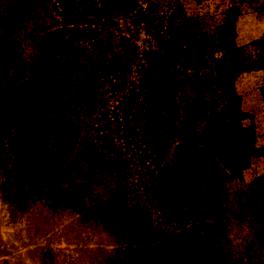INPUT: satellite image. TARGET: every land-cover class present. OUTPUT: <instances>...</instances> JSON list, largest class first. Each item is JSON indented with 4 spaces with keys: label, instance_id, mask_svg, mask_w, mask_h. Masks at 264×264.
Listing matches in <instances>:
<instances>
[{
    "label": "rangeland",
    "instance_id": "374dc122",
    "mask_svg": "<svg viewBox=\"0 0 264 264\" xmlns=\"http://www.w3.org/2000/svg\"><path fill=\"white\" fill-rule=\"evenodd\" d=\"M34 1L0 0V47H13L26 61L40 55ZM180 2L192 15L195 31L204 33L202 53L211 65L204 70L211 79L196 82L190 97L201 95L208 101L215 97L212 108L218 113L221 86L212 85L214 80L232 83L241 96L242 119L226 137L241 154L224 160L221 170L231 224L225 232L230 244L224 247L233 252L231 259L239 255L234 264H264V0ZM165 3L155 14L159 25L161 21L165 25ZM132 19L121 20L122 30H138V43L146 49L142 30L146 21ZM59 50L74 63L85 90L98 93L97 63L90 46L70 41ZM11 59L0 49V264H208L206 236L197 233L206 221L192 212L189 196L175 199L171 207L164 194L154 196L159 191L142 198L139 209L145 214L140 221L150 233L146 244L126 243L106 224L103 202L121 208L115 171L100 150L111 127L110 94L104 96L103 107L76 106L78 118L68 131L54 129L50 134L45 114L21 125L17 90L27 73H15ZM194 65L187 64L184 72L194 73ZM100 109L104 115L98 116ZM207 125L197 121L195 127L204 132ZM45 147L52 151L54 167L30 172L29 162Z\"/></svg>",
    "mask_w": 264,
    "mask_h": 264
},
{
    "label": "trees",
    "instance_id": "16d2710c",
    "mask_svg": "<svg viewBox=\"0 0 264 264\" xmlns=\"http://www.w3.org/2000/svg\"><path fill=\"white\" fill-rule=\"evenodd\" d=\"M163 2L35 0V31L41 34L39 57L26 61L13 47H0L12 57L15 73H27L17 90L18 120L21 125L33 123L45 114L50 134L54 129L68 131L78 118L76 106L103 107L104 96L110 94L114 103L107 124L111 127L100 150L115 171L121 208L103 202L101 215L108 227L126 243L146 244L150 233L140 221L145 214L139 209L142 198L159 191L154 196L164 194L171 207L175 199L189 196L192 212L206 221L197 228L207 239L206 262L234 264L239 255L231 259L233 252L224 247L230 244L225 232L231 224L224 206L228 188L221 170L224 160L241 154L229 136L226 138L242 119L241 96L232 83L214 80L212 85L221 86L218 113L212 108L215 97L209 101L201 95L190 97L196 82L211 79L204 72L211 69L202 53L204 33L195 31L192 15L184 11L180 0L174 4L165 0V25L163 21L159 25L155 14ZM147 15L150 18L145 20ZM139 17L146 21L142 28L148 40L146 49L138 43V30H122L121 20L134 18V22ZM70 41L90 46L97 63L98 93L85 90L74 63L60 53L59 47ZM187 64H195L194 73L184 72ZM197 121L208 123L204 132L195 127ZM53 167L52 151L46 147L27 166L32 173Z\"/></svg>",
    "mask_w": 264,
    "mask_h": 264
}]
</instances>
